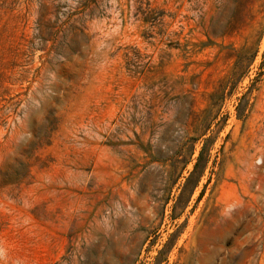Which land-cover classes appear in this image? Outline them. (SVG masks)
Listing matches in <instances>:
<instances>
[{"label": "rangeland", "instance_id": "374dc122", "mask_svg": "<svg viewBox=\"0 0 264 264\" xmlns=\"http://www.w3.org/2000/svg\"><path fill=\"white\" fill-rule=\"evenodd\" d=\"M0 264H264V0H0Z\"/></svg>", "mask_w": 264, "mask_h": 264}, {"label": "trees", "instance_id": "16d2710c", "mask_svg": "<svg viewBox=\"0 0 264 264\" xmlns=\"http://www.w3.org/2000/svg\"><path fill=\"white\" fill-rule=\"evenodd\" d=\"M149 12H152V10H146L145 13H149ZM261 33H260V36L258 38V41L256 43V46L258 45V42H259V39L261 37ZM189 42L185 41V44H184V48L182 49V52H183V57L185 59L188 58V56L191 54V51H189V49H187V47L189 46L188 44ZM211 105V104H210ZM209 105V107H210ZM206 111V110H205ZM208 131H209V124L207 125L206 124V121H201V123L199 124V132L195 133V137L193 138H189L191 139L194 143L196 141H200L201 142V146H200V149L198 151V154L196 155V157L193 159L194 163H193V166H192V170L190 171L189 173V176H192L196 169L202 164L204 163L205 165H207V163L209 162L210 160V151H211V146H212V143H211V139L209 136H207L208 134ZM183 145V144H182ZM185 151L186 154L184 153V155H181V158L183 159L182 161V169H184L186 167V165L188 163H190L192 160L190 159L193 155V145H192V149H191V146H190V151H189V145H185Z\"/></svg>", "mask_w": 264, "mask_h": 264}]
</instances>
